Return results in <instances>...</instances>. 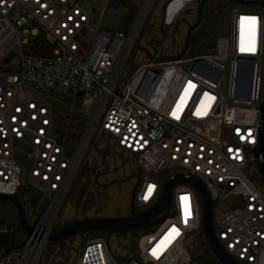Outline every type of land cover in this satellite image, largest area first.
I'll return each instance as SVG.
<instances>
[{
  "label": "built area",
  "instance_id": "obj_1",
  "mask_svg": "<svg viewBox=\"0 0 264 264\" xmlns=\"http://www.w3.org/2000/svg\"><path fill=\"white\" fill-rule=\"evenodd\" d=\"M141 1L122 32L96 24L91 0H0V195H17L27 172L46 201L41 212L26 215L33 231L22 232L11 251L0 224V264H43L72 183L101 138L135 158L136 211L157 200L170 176L189 173L210 196L227 252L260 264L264 186L253 149L264 94L263 9L220 0L230 7L229 30L203 54L160 62L144 54L147 62L131 67L144 20L159 2ZM198 1H164V34L159 24L156 30L171 46L148 48L155 60L180 51L171 34L178 20L195 16ZM196 45L192 40L188 51ZM246 75L249 83L240 79ZM200 228L196 192L178 185L169 215L144 230L124 260L112 254L106 234L93 233L63 264H200L192 256Z\"/></svg>",
  "mask_w": 264,
  "mask_h": 264
},
{
  "label": "rangeland",
  "instance_id": "obj_2",
  "mask_svg": "<svg viewBox=\"0 0 264 264\" xmlns=\"http://www.w3.org/2000/svg\"><path fill=\"white\" fill-rule=\"evenodd\" d=\"M119 0H91L95 9L96 24L101 23L108 30H120L123 26V20L130 12V6L120 4L114 6ZM132 2L139 6L141 0H124ZM165 0H159L156 9L149 13L144 20V30L140 39V45L155 50L158 44L164 40L157 32L156 27L159 24L161 7ZM245 6V4H242ZM155 8V3L154 6ZM253 9V6H249ZM213 11L212 16L216 19L207 20V14ZM230 7L223 1H212L211 7L205 11L202 21V35L211 34L214 37L226 36L229 30ZM132 20L127 22L130 27ZM29 30L30 28L26 27ZM185 27H180L173 42L178 46L183 43ZM29 44L26 47H29ZM161 45H158L160 47ZM164 46L168 49L171 46V40H166ZM147 62L143 52L137 51L131 67ZM98 150L106 152V163L109 170L115 176L125 180L122 184H112L110 178L114 176H101L98 180L96 176L104 174L103 154L92 150L85 165L80 168L76 175L72 187L66 197V200L58 216V227L67 220H76L83 216L113 217L118 215H127L129 213L130 195L133 187L137 183L135 176H141L139 168L133 155L122 152L115 146L112 139L101 138L98 142ZM21 157L18 156V160ZM174 172V170H170ZM169 172L163 174L164 178ZM97 181V183L95 182ZM109 182V183H108ZM260 185V184H258ZM18 195L23 203L26 215L41 212L46 205L41 193L30 185L27 172L24 176V186L19 190ZM0 224L3 230L15 234L18 237V244L23 236L18 227L17 220L14 217V209L8 203L0 204ZM145 235L144 230L136 233L112 234L109 237V246L112 254L117 258H124L135 246L139 239ZM91 236H87L86 239ZM82 238L79 236L68 238L65 243L58 247L57 243L49 242L43 258V264H63L65 258L73 260L82 249ZM188 245L191 243L189 240ZM131 256V255H130ZM113 264V263H112Z\"/></svg>",
  "mask_w": 264,
  "mask_h": 264
},
{
  "label": "water",
  "instance_id": "obj_3",
  "mask_svg": "<svg viewBox=\"0 0 264 264\" xmlns=\"http://www.w3.org/2000/svg\"><path fill=\"white\" fill-rule=\"evenodd\" d=\"M212 1L215 0H200L196 4L195 16L188 20L182 18L178 20L175 24L174 31L171 37H174L178 31V28L183 25L186 30L183 35V43L180 51L172 56H162L158 59H154L151 52L147 47L137 44L135 49L137 51L143 52L149 60H154L156 62L160 61H172L181 58L182 56L190 57L195 53L201 55L206 48H209L214 43V36L211 34L205 35L201 38V26L204 17V13L211 7ZM238 4H256L263 9L264 15V0H259L256 2H248L243 0H233ZM124 4L130 6V12L123 20L122 32H125L127 22L132 18L135 11V6L132 2H127L124 0H119L114 6ZM161 14V20L159 23V29L163 33V21L164 14ZM197 41V45L193 51H188L191 47V41ZM14 53H10L4 60L3 64H6L12 57ZM243 82H250L249 75L241 76L240 78ZM263 91H264V62H263ZM258 136L253 153L255 155L256 169L258 175L256 180L262 183L264 186V94L263 99L258 107ZM94 149L99 153L103 154V159L106 157V152L98 150L96 144H94ZM137 183L133 187L130 195L129 213L127 215H118L113 217H100L94 215L92 217L83 216L82 218L76 220L64 221L59 227H57L49 236L48 242L57 243L58 247L63 245L65 241L70 237H83L86 234L93 233H103L106 234V240L109 247V237L112 234H127L136 233L137 231L146 230L148 228L154 227L160 222H162L170 212L172 205V192L173 189L178 185H187L191 187L197 194L201 209V228L197 234L193 237L192 247H194L196 239L202 237L206 243L208 250L211 255L219 264H251L246 261L239 259L238 257L227 252L221 241L216 236V231L213 223V211H212V201L210 196L201 180L197 177L189 174L178 172L170 176L161 187L159 196L157 200L150 206L136 211L134 208V196L136 188L139 184V177L135 176ZM125 181V180H122ZM8 203L14 209V217L17 220L19 229L26 235H31L33 227L30 225L23 204L21 203L17 195H0V204ZM192 256L195 257L193 251ZM125 258H123L124 260Z\"/></svg>",
  "mask_w": 264,
  "mask_h": 264
},
{
  "label": "trees",
  "instance_id": "obj_4",
  "mask_svg": "<svg viewBox=\"0 0 264 264\" xmlns=\"http://www.w3.org/2000/svg\"><path fill=\"white\" fill-rule=\"evenodd\" d=\"M212 13H213V11H210L207 14V20H210L213 18ZM213 19H216V17ZM20 189H22V187ZM17 196L19 197L18 193H17ZM19 199H20V197H19ZM20 201H21V199H20ZM21 203H22V201H21ZM2 244L4 247H6V249L8 251H11L14 248H16V246L18 245V237L15 234L9 232L8 234L4 235V237L2 238ZM195 256H196L197 261L200 264H219L215 260V258L211 255V253L208 250V247H207V245L204 242L202 237H198L196 239Z\"/></svg>",
  "mask_w": 264,
  "mask_h": 264
},
{
  "label": "flooded vegetation",
  "instance_id": "obj_5",
  "mask_svg": "<svg viewBox=\"0 0 264 264\" xmlns=\"http://www.w3.org/2000/svg\"><path fill=\"white\" fill-rule=\"evenodd\" d=\"M186 19H188V20H191V17L190 16H186L185 17ZM183 25H181L180 27H182ZM179 27V28H180ZM183 27H185V26H183ZM179 28H178V30H179ZM185 30H186V28H185ZM178 32V31H177ZM200 33H201V35L203 34L202 33V30L200 31ZM177 34V33H176ZM102 163H103V168L104 169H106V171L104 172V174H102V175H98V176H96V179L95 180H98L99 178H101V176H108L110 173L111 174H113V173H115L116 171H114L113 173L109 170V166L107 165V163H106V157H105V159H103L102 158ZM114 176H112L111 178H110V183H111V185L112 184H122L124 181H122L123 179H122V177L121 178H119V177H117V176H115V174H113ZM138 176V175H137ZM96 183H97V181H95ZM108 182V183H109ZM89 217V216H88ZM90 217H92V216H90Z\"/></svg>",
  "mask_w": 264,
  "mask_h": 264
},
{
  "label": "bare ground",
  "instance_id": "obj_6",
  "mask_svg": "<svg viewBox=\"0 0 264 264\" xmlns=\"http://www.w3.org/2000/svg\"><path fill=\"white\" fill-rule=\"evenodd\" d=\"M260 264H264V253L261 256Z\"/></svg>",
  "mask_w": 264,
  "mask_h": 264
}]
</instances>
